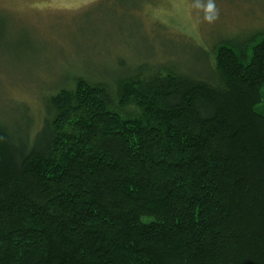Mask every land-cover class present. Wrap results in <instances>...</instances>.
Returning a JSON list of instances; mask_svg holds the SVG:
<instances>
[{
    "label": "trees",
    "instance_id": "1",
    "mask_svg": "<svg viewBox=\"0 0 264 264\" xmlns=\"http://www.w3.org/2000/svg\"><path fill=\"white\" fill-rule=\"evenodd\" d=\"M213 50L212 78L77 74L0 125V264H264V32Z\"/></svg>",
    "mask_w": 264,
    "mask_h": 264
},
{
    "label": "rangeland",
    "instance_id": "2",
    "mask_svg": "<svg viewBox=\"0 0 264 264\" xmlns=\"http://www.w3.org/2000/svg\"><path fill=\"white\" fill-rule=\"evenodd\" d=\"M255 32H264V0H0V125L23 139L47 89L77 74L109 81L167 66L212 78L213 46ZM113 110L140 114L133 104Z\"/></svg>",
    "mask_w": 264,
    "mask_h": 264
},
{
    "label": "clouds",
    "instance_id": "3",
    "mask_svg": "<svg viewBox=\"0 0 264 264\" xmlns=\"http://www.w3.org/2000/svg\"><path fill=\"white\" fill-rule=\"evenodd\" d=\"M213 9H214V4L209 2L208 5H207V11L208 13H212L213 12ZM205 19L208 21V22H212V20L215 19V16L213 14H209L207 16H205Z\"/></svg>",
    "mask_w": 264,
    "mask_h": 264
}]
</instances>
